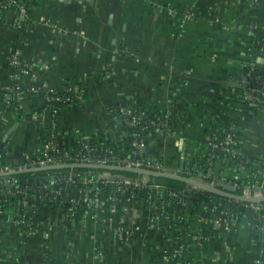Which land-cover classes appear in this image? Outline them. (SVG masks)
<instances>
[{"label": "crops", "instance_id": "1", "mask_svg": "<svg viewBox=\"0 0 264 264\" xmlns=\"http://www.w3.org/2000/svg\"><path fill=\"white\" fill-rule=\"evenodd\" d=\"M0 7V85L16 77V56L36 66L35 78L25 82L29 93L66 84L87 93L85 105H70L54 119L20 121L3 162L18 163L19 151L41 141L53 140L68 153L81 140L119 142L111 111L121 103L151 113L169 109L167 127L150 136L145 153L172 171L212 169L217 179L236 180L220 158L197 163L208 155L204 141L229 128L238 156L264 158V92L261 103L251 101L258 91L246 93L241 83L248 65L264 78V0H31L25 19L17 6ZM4 100L0 94L9 129L18 121ZM20 100L27 112L29 97ZM11 211L0 224V264H167L175 255L173 231L147 219L141 202L110 208L101 223L79 216L70 229L60 224L57 206L45 207L25 238L13 218L16 206ZM200 211L188 210L185 219L211 237L202 246L189 241L191 264H264L252 218L223 222L215 210L203 218ZM120 218L127 232L118 236L112 224Z\"/></svg>", "mask_w": 264, "mask_h": 264}, {"label": "built area", "instance_id": "2", "mask_svg": "<svg viewBox=\"0 0 264 264\" xmlns=\"http://www.w3.org/2000/svg\"><path fill=\"white\" fill-rule=\"evenodd\" d=\"M241 1V0H238ZM250 5H257L262 0H248ZM0 4L3 6H17L19 9L20 17L22 19L26 18V10L16 0H0ZM194 16L191 13H187L186 19H193ZM21 63L15 56L11 61V66L16 71V77L12 80L14 82L20 81V76L24 75L27 80H33L35 78L34 73H32V65L28 63H22L21 68H17ZM9 87H1V91H10ZM39 88L31 89V93L36 94ZM46 91L52 92L53 89L46 88ZM67 92L76 99V101H81V96L78 94L76 89H68ZM17 102L19 103L23 97L22 93L17 95ZM47 102H63L66 103L68 100H60L57 97H45ZM172 100H167V105L169 106ZM6 108L10 105L9 97L7 96L4 100ZM116 121L118 122L120 130V143L124 140H130V152L129 157H121L116 155L111 149L105 148L104 150L98 147H91L88 144H83L78 150H73L68 153L62 146L53 140L41 141L32 151L23 152L19 161L16 164H9L0 161V172H8L11 170H21L29 169L41 166L58 165V164H94V165H105V166H121L132 169H142L153 172H174L185 177L196 178L198 180L207 182L212 185L223 184L233 187L236 191L241 190L243 196L257 195L260 193L262 185L260 186H250L245 184H239L234 181L226 180L223 178H215L213 176L212 169L207 173H199L197 169H181L172 171L170 170L166 163L160 159H151L147 157L145 151L147 146L146 138H149L154 132L161 131L167 127V121L169 116V109L166 108L161 113L158 114L149 113L146 114L137 107L121 103L117 105L111 111ZM58 114V111L52 106L45 108L40 114L32 118V122L35 124H41V120L45 117H50L54 119ZM118 116V118H117ZM235 130L229 128V132L224 136L221 142L212 143L209 142V146L212 150H218L219 152L227 153L229 148L232 149L238 145V141L235 138ZM88 141V140H86ZM233 157L239 159L240 165L244 164L242 157L237 155L236 152L231 154ZM67 170V169H66ZM153 178L139 176L138 180H127L121 177H112L109 173H104L102 175H97L95 177L88 173L79 172L76 170H68V173L63 176L62 182L57 186L46 185L43 189L47 193L41 198L50 206H57L60 210L59 221H65L71 226L78 219V217H84L92 223L103 222L110 208L119 207L120 211L122 208L133 207L135 204L141 202L144 209V215L147 219L153 222L158 228L162 227L166 231L180 230L179 227H174L172 229L168 225V218L166 213V203L162 202L160 207L157 208L158 198L153 199L152 192H160L165 187L151 183L150 180ZM8 184V182H6ZM112 186L113 189L107 195L101 193V187ZM187 187V186H186ZM235 191V194H236ZM196 189L187 187L186 189L176 192H169L171 197H188V195L196 194ZM207 194V193H206ZM208 199L212 201V205L201 203L199 206L200 213L206 210H215L220 215L223 222L236 221L234 216L229 215L226 219V208L232 203H239L244 206V208H252L255 210H263L264 205L261 208L256 207L253 204L241 203L236 200H231L227 198H222L208 194ZM240 195V196H241ZM157 196V195H156ZM141 197V198H140ZM185 203L183 202V205ZM24 206V203L22 204ZM220 209V211H218ZM200 214V215H201ZM136 215V214H135ZM133 214V219H135ZM79 217V218H80ZM186 218V216L184 215ZM15 224L20 227L21 221L15 220ZM113 230L118 236H121L127 232V225L122 218L115 224H112ZM261 232L264 233V228H261ZM22 233V232H21ZM206 234L199 232H193V234L187 235L186 237H191L190 240L194 241L198 246H202V242L207 240ZM175 255L170 258L167 264H191L189 259L188 250L181 244V241L173 236ZM264 244V238L262 240ZM259 262L264 263V247L260 248L259 252Z\"/></svg>", "mask_w": 264, "mask_h": 264}, {"label": "trees", "instance_id": "3", "mask_svg": "<svg viewBox=\"0 0 264 264\" xmlns=\"http://www.w3.org/2000/svg\"><path fill=\"white\" fill-rule=\"evenodd\" d=\"M20 6L24 7L26 10H28V5L30 4L31 0H16ZM214 2H218L219 0H213ZM241 1H247V0H241ZM5 10H3L0 7V22L2 14ZM261 42V41H260ZM18 61L21 63H28L32 65V73H35L36 66H34L32 63H29L22 58H18ZM20 66H17V68H21ZM245 70H247V73L254 74V77L251 79V83L254 86H259L263 90L260 91L259 95L260 97L263 96L262 92H264V78L261 73H257L254 70H251V66H246ZM27 81V77L24 75L20 76V81L14 82L11 81L8 85H0L1 87H9L10 89L13 87L10 91H0V94L3 97H9L10 105L6 108V111L8 114H13L16 117V120L18 122L34 118L36 115L40 114L45 108L48 106H52L54 109H56L58 112L62 109L73 105V104H79V105H85L86 102L85 96L86 92L83 90L82 87L78 88V94L81 96V101H76V99L71 95V93L67 92L69 89V85H64L60 89H53L52 92L46 91V88L41 87L39 88L38 92L36 94L29 93V89L25 87V82ZM19 93H22V95H27L31 101V106L27 112H24L23 109H20L19 103L17 102V95ZM57 97L60 98V100H68V102H47L45 97ZM145 112V111H143ZM146 114L150 115V112H145ZM159 112H155L154 114H158ZM118 118V116H117ZM7 131L6 123L2 119V115H0V145L2 143V138L4 134ZM229 132V130H226L223 134H220L216 137H209L206 141H204V144L207 146L208 155L205 156L203 159L198 160V166H204L206 164L212 163L215 158H220L224 161V165L230 169V171L235 174L236 182L239 184H245L250 186H260L264 183V158L260 161H248L244 158V164L240 165L239 159L233 157L231 154L233 152H236L238 149L237 146L233 147L232 149H228L229 152L223 153L219 152L218 150H212L209 146V142H221L224 138V136ZM235 135V134H234ZM236 136V135H235ZM236 138V137H235ZM150 137L146 138V141L148 143ZM83 144H88L91 147H98L101 149L109 148L111 149L116 155H120L121 157H129L130 152V140H124L123 142H94V141H86L81 140L77 144L74 145L73 149L78 150L82 147ZM10 143L7 141L3 148L1 150L0 154V161L5 160L8 156V153L10 151ZM19 155L22 154V151H19ZM237 153V152H236ZM20 157V156H19ZM241 158V157H240ZM79 172L82 173H88L91 176L95 177L97 175H102L104 173H109L112 177H121L125 178L127 180H138L139 176L132 173H123V172H104L100 170H86V169H78ZM68 173V170H56V171H46V172H37V173H25L20 175H14L10 177H0V224L4 221H7L10 217H12V206H16L17 208V214L15 215V220L21 221L20 230L22 234L24 235L23 238L26 237L27 233L30 230V224H32L33 219H42L43 218V209L45 207H51L49 204H47L45 201H42L41 198L47 193L46 190L43 188L46 185L49 186H57L60 182L63 180V176ZM8 182V184L6 183ZM151 183L161 185L165 187V189H162L160 192H152L153 199L158 198V204H156L157 208L160 207L161 203H166V213L168 218V225L172 229L174 227H179L180 230H174L172 237H176L181 241V244L184 245L188 249V243L191 241V237L187 238V235L193 234L194 229H192L188 223V220L185 219L184 215L188 210H192L194 213H197L199 211V205L201 203H206L212 205V201L208 199V194L204 192H197L194 195H188V197H171L169 196V192L171 191H182L186 189L187 187L178 182L165 180V179H151ZM101 187V193L103 195H107L111 192L113 189L112 186L107 187ZM242 191L237 190L236 195H241ZM157 195V196H156ZM141 198V197H140ZM183 202L185 203L183 205ZM24 203V206L22 205ZM264 205V204H263ZM220 211V209L218 210ZM226 215L225 218L228 219L229 215L234 216L236 220L242 218V217H250L252 218L253 222V236L254 240L259 241L261 248L264 247V244L262 243L263 240V232H261V228L263 227V219L262 215L264 213L263 210L254 211L252 208H244L243 205L239 203H232L230 206L226 208ZM204 213L200 215V217H204ZM63 227H67V229L71 228V225L68 224L65 221H61L60 223ZM201 233L206 234L204 230H201ZM207 238L211 237L210 235L206 236ZM205 241H201L202 243H205Z\"/></svg>", "mask_w": 264, "mask_h": 264}, {"label": "water", "instance_id": "4", "mask_svg": "<svg viewBox=\"0 0 264 264\" xmlns=\"http://www.w3.org/2000/svg\"><path fill=\"white\" fill-rule=\"evenodd\" d=\"M262 59L264 60V56ZM253 77L254 74L249 73L246 74L244 78L241 79V83L242 82L246 83L242 86V89H244L246 93L248 92V90L258 91L257 93L253 94V96H249V99H251V101H257L261 103L259 92L262 91L263 89L259 86H254L251 83V79ZM18 126H19V122L15 123L12 127L7 129L6 133L2 138L0 149L3 148L4 144L8 141L10 135L14 131H16ZM0 154H1V150H0ZM64 169L67 170L86 169V170H100L104 172L132 173L138 176H145L154 179H165V180L182 183L185 186L196 189L197 191L200 192H204L222 198L236 200L241 203L253 204L258 208H261L264 204V183L262 185L259 194L251 195V196H243V195L239 196L235 194L236 190L231 186H227L223 184L212 185L207 182L198 180L196 178L185 177L174 172H166V173L153 172L148 170L132 169L121 166H105V165H94V164H58V165L41 166V167H35L29 169L11 170L8 172H0V177H10L25 173H37V172L56 171V170H64Z\"/></svg>", "mask_w": 264, "mask_h": 264}, {"label": "rangeland", "instance_id": "5", "mask_svg": "<svg viewBox=\"0 0 264 264\" xmlns=\"http://www.w3.org/2000/svg\"><path fill=\"white\" fill-rule=\"evenodd\" d=\"M14 133V132H13Z\"/></svg>", "mask_w": 264, "mask_h": 264}]
</instances>
